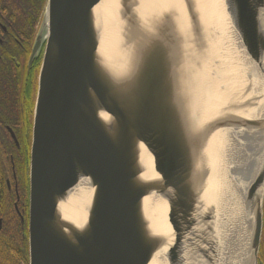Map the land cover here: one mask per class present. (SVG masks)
I'll return each mask as SVG.
<instances>
[{
    "label": "water",
    "instance_id": "1",
    "mask_svg": "<svg viewBox=\"0 0 264 264\" xmlns=\"http://www.w3.org/2000/svg\"><path fill=\"white\" fill-rule=\"evenodd\" d=\"M217 3L46 0L31 55L42 61L29 264H222L212 148L223 131L264 146V0H221L252 70L244 85L220 90ZM261 167L245 197L259 202L254 264L264 228ZM82 188L83 220L73 214Z\"/></svg>",
    "mask_w": 264,
    "mask_h": 264
},
{
    "label": "bare ground",
    "instance_id": "2",
    "mask_svg": "<svg viewBox=\"0 0 264 264\" xmlns=\"http://www.w3.org/2000/svg\"><path fill=\"white\" fill-rule=\"evenodd\" d=\"M219 10L215 21L219 28L216 51L219 66L218 81L214 88H233L236 84H245L244 75L252 70L249 60L240 48L233 28L217 0ZM262 87V83L258 86ZM241 87L235 88L236 92ZM239 93V92H237ZM220 91V99L228 98ZM217 101V98L213 100ZM223 103V102H221ZM214 107V106H213ZM213 110V108H210ZM264 115V107L260 109ZM260 112V113H261ZM258 114L253 115L257 117ZM212 201L216 208V236L219 240V252L222 264H254L250 250V238L254 216L259 202L246 203V191L264 161V146L253 141L246 143L232 131H223L216 138L212 148ZM87 190L82 188L75 194L73 214L83 220L87 211ZM261 195L263 190L260 191ZM79 215V217H78Z\"/></svg>",
    "mask_w": 264,
    "mask_h": 264
},
{
    "label": "flooded vegetation",
    "instance_id": "3",
    "mask_svg": "<svg viewBox=\"0 0 264 264\" xmlns=\"http://www.w3.org/2000/svg\"><path fill=\"white\" fill-rule=\"evenodd\" d=\"M17 0H0V138L10 143L7 151L0 143V181L2 185L0 209L5 213L4 201H9L14 214L13 221L21 229L19 246L14 252H23L21 246L27 241L29 227V196L26 176L21 174L25 162V153H30L33 112L37 91L34 73L41 66V55L31 61L36 36L32 29V19L16 12L7 13L5 5L18 6ZM21 3V2H20ZM13 5V6H12ZM38 76V74H37ZM35 93V95H34ZM4 144V143H3ZM10 168L8 170L7 162ZM7 169L5 172L1 170ZM0 233L6 227L4 216L0 212ZM19 251V252H18ZM29 257V248H28ZM21 264H29L21 260ZM260 264H264V230L260 248Z\"/></svg>",
    "mask_w": 264,
    "mask_h": 264
},
{
    "label": "trees",
    "instance_id": "4",
    "mask_svg": "<svg viewBox=\"0 0 264 264\" xmlns=\"http://www.w3.org/2000/svg\"><path fill=\"white\" fill-rule=\"evenodd\" d=\"M19 3L16 5H20L21 8H18V6L11 7V5L4 6V11H7V13L10 12H16V14H22L23 17H30L32 19V29L35 31L36 25L39 23L40 17L43 13V9L46 3V0H17ZM21 2V3H20ZM13 6V5H12ZM38 74V70L34 73V84H36V77ZM35 95V93H34ZM1 146L4 148V145L6 146L7 151H9L10 143L7 141L5 137L0 138ZM4 143V144H3ZM25 162L22 164L20 170L21 174L26 176L27 181V191L29 194V162H30V153H25ZM2 162H7L6 160H2ZM8 163V162H7ZM8 170L10 168L9 163L6 164ZM7 169L1 170L2 172H5ZM2 190V185L0 181V194ZM1 197V195H0ZM5 213L0 209V212L2 216H4V219L6 221V227L2 233H0V264H21V260H24L27 262L28 260V244L27 241L24 242V244L21 246L23 252H14L13 250L17 249V246H19L20 243V235H21V229L19 227V224L16 222L14 223L13 218L15 217L12 212V206L10 205L9 201H4L3 207Z\"/></svg>",
    "mask_w": 264,
    "mask_h": 264
},
{
    "label": "rangeland",
    "instance_id": "5",
    "mask_svg": "<svg viewBox=\"0 0 264 264\" xmlns=\"http://www.w3.org/2000/svg\"><path fill=\"white\" fill-rule=\"evenodd\" d=\"M41 18H42V16H41Z\"/></svg>",
    "mask_w": 264,
    "mask_h": 264
}]
</instances>
